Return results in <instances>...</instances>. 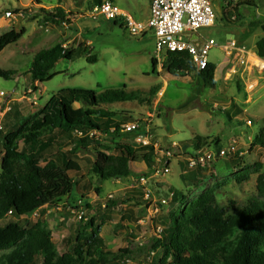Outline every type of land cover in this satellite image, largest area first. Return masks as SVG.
Segmentation results:
<instances>
[{
    "label": "rangeland",
    "instance_id": "rangeland-1",
    "mask_svg": "<svg viewBox=\"0 0 264 264\" xmlns=\"http://www.w3.org/2000/svg\"><path fill=\"white\" fill-rule=\"evenodd\" d=\"M97 1L107 0H37L40 4L34 0H0V37L11 31L24 33L19 41L0 53V69L14 72L10 80L0 78V91L10 95L12 101L7 129H20L62 89L102 93L125 87L129 92H140L143 102H115L102 108L127 112L130 120L144 121L149 134L165 147L177 144V151L182 153L186 146L184 157L205 147L229 152L217 160L215 170L210 173L190 168L183 158H172L170 172L159 178L161 190L156 193L157 189H153L155 180L147 185L152 197L168 199L167 204L142 197L138 203L127 201L128 197L132 199L128 193L137 189L143 195V186L136 179L148 174L150 165L143 148L135 141L137 134L110 136L76 131L74 139L87 138L90 142L84 145L85 149H78L81 170L76 176L71 174L78 186L56 207H46L44 214L34 212L15 221L23 228L37 223L48 228L58 254L62 255L69 250L68 241L73 237L80 234L86 238L89 222L93 220L108 249L114 253L127 251V256H122L117 264H157L163 253L152 250V246L165 228L162 220L170 210L180 211L182 206H188L211 189L216 190L217 202L224 208L226 217L253 203L264 204V196L258 194L256 187L258 176L264 175V148H250L253 137L264 128V90L253 92L260 68L254 58H248L247 67L234 68L236 53L229 57L224 50L227 42L234 39L236 45L254 55L255 43L264 37V32L258 27L251 30V25L264 24V0H256L254 7L239 6L235 11L233 8L242 0H232L229 8L225 5L229 0H209L216 21L213 27L201 29L200 34L216 43L209 53V61L217 68L213 89L205 88L194 73L182 78L170 76L163 66V55L157 60L156 74H151V59L156 55L152 33L133 37L124 26L113 25V21L88 17ZM110 1L136 21H146L151 0ZM58 5L65 12L64 21L60 24L46 21V12H54ZM58 43L68 53L80 46L85 50L71 61L60 59L49 74L53 76L50 81L32 83L29 70L34 56ZM93 58L92 62L87 60ZM73 106L80 108L81 104ZM247 121L252 125L248 126ZM196 136L202 139L199 146L193 142ZM73 146L67 144L63 151ZM123 148L133 153L130 176L98 181L93 172L95 151L116 154ZM2 155L0 141V167ZM56 156H60L57 150L47 155ZM237 160L239 164L231 163ZM244 174L248 180L238 182L236 177ZM109 200L113 203L109 204ZM8 220L0 221V226Z\"/></svg>",
    "mask_w": 264,
    "mask_h": 264
},
{
    "label": "trees",
    "instance_id": "trees-1",
    "mask_svg": "<svg viewBox=\"0 0 264 264\" xmlns=\"http://www.w3.org/2000/svg\"><path fill=\"white\" fill-rule=\"evenodd\" d=\"M255 1L242 0L233 11L239 6L254 7ZM34 2L40 4L37 0ZM231 2L229 0L225 5L229 8ZM46 17V21L60 24L66 15L58 5L54 12H46ZM113 25L123 28L117 21ZM254 27L264 32V24H253L251 30ZM23 34V31H11L1 36L0 53L7 46L19 41ZM82 48L80 46L77 51L68 53L58 43L40 50L34 56L29 70L31 82L43 84L50 81L53 76L49 74L55 64L60 59L71 61L75 56H81L85 50ZM254 53L264 60V37L255 43ZM163 59V66L170 76L182 78L194 73L205 88L215 87V63H210L204 70L196 71L186 53L167 52ZM87 60L92 62L94 58ZM151 65V74L154 75L158 66L156 58L151 59ZM13 75V71L0 69V78L3 80H10ZM143 100L140 92H129L125 87L102 93L62 89L20 129H7L6 121L10 111L3 117V128L0 131L3 145L0 167V221L7 218L9 220L0 226V253L10 252L0 256V264H117L122 256H127V251L119 250L114 253L104 245L100 238V229L94 225L93 220L89 222L86 238L76 235L68 241L71 243L69 250L59 255L48 228L40 223L23 228L15 219L34 212L44 214L46 207H56L78 186L71 174L76 176L81 170L77 160L78 149H85L84 145L90 142L87 138L74 139L73 132L119 136L122 133V124L133 121L143 123L140 119L130 120L127 112L104 110L102 105L132 101L141 103ZM75 103L81 104V107L74 108ZM201 141L199 136L193 139L196 146ZM67 144L74 146L64 152L63 148ZM257 147L264 148V128L253 137L250 148ZM54 150L60 156L48 158L47 155ZM142 150L148 166L150 165L149 173L145 176H149L154 161L153 153L151 149ZM182 153L186 154L187 151ZM132 154L128 148L120 149L116 154L95 151L93 172L98 181L129 177ZM235 162L239 164V160L231 161L232 164ZM194 169L206 173L204 167ZM236 180L246 181L248 175L237 176ZM256 187L258 194L264 196V175L258 176ZM128 194L132 195V199L128 197L127 201L142 202L140 197L143 198L144 195L139 190L133 189ZM108 202L113 203L111 200ZM162 223L165 228L152 246V250L159 249L163 253L157 264H264V204L253 203L236 210L233 216L226 217L224 208L217 202L216 190L211 189L203 192L188 206H182L180 211L170 210Z\"/></svg>",
    "mask_w": 264,
    "mask_h": 264
},
{
    "label": "built area",
    "instance_id": "built-area-1",
    "mask_svg": "<svg viewBox=\"0 0 264 264\" xmlns=\"http://www.w3.org/2000/svg\"><path fill=\"white\" fill-rule=\"evenodd\" d=\"M7 16L10 14L7 13ZM90 18L104 17L108 21L120 22L127 30L129 35L133 37L144 36L148 32L153 34L155 46V58L160 57L167 52L186 53L192 61V65L196 71L204 70L211 63L209 61V53L215 48L216 43L213 39H208L200 34V30L211 28L216 21L215 15L209 0H151L150 17L142 23L136 21L131 14L114 5L110 0L96 4L90 13ZM197 36V40L191 37ZM226 54L231 57L235 54V60L239 64H245L243 54L246 51L236 45L235 40L227 42L224 48ZM235 68V67H234ZM230 76V75H229ZM2 99V107H0V131L2 130V119L11 109V97L0 91ZM143 123L129 122L122 124V133L137 134L135 141L143 149L150 150L153 153V165L150 168V175L143 176L138 180L143 186V198L145 200L154 199L152 202H160L167 204L168 199L157 200L153 196L152 190L147 188L149 181L155 180L170 172V160L174 157L183 158L190 168L204 167L205 172L213 171L214 164L217 160L225 157L229 152L227 149L219 151L207 149L205 151L196 152L194 156H185L177 151V144H171L165 147L154 136L150 135L149 128ZM247 125L252 123L247 121ZM184 151V150H183ZM182 151V152H183ZM135 180V182H136ZM155 183L153 189H158Z\"/></svg>",
    "mask_w": 264,
    "mask_h": 264
},
{
    "label": "crops",
    "instance_id": "crops-1",
    "mask_svg": "<svg viewBox=\"0 0 264 264\" xmlns=\"http://www.w3.org/2000/svg\"><path fill=\"white\" fill-rule=\"evenodd\" d=\"M145 17H146V20L150 17V6H148V8H147V11H146V15H145ZM153 35V34H152ZM227 34H225V38H227ZM154 39V38H153ZM242 58H244V60H245V64H243V65H241V64H239V62L236 60V65L234 66V67H236V66H245V67H247L248 65H249V63H250V61H249V59L248 58H254L256 61H257V63L255 64L257 67H258V69L260 68L261 69V71H260V69H259V71H258V75H256V86H255V88H254V85H253V88H254V90H253V92L255 91V92H260L261 90H264V60H261V59H259L256 55H255V53H254V55L253 56H250L247 52H246V54H243L242 55ZM234 59H235V57H234ZM212 63V62H211ZM220 68V67H219ZM216 70H217V68H216ZM185 149H186V146H185ZM208 148H203L201 151H205V150H207ZM179 164V162H177V165ZM160 181H158V182H154L155 183V185L157 186V187H159V190L157 189L156 190V193L157 192H159L161 189H160V183H159ZM154 185V186H155ZM163 186V185H162Z\"/></svg>",
    "mask_w": 264,
    "mask_h": 264
},
{
    "label": "water",
    "instance_id": "water-1",
    "mask_svg": "<svg viewBox=\"0 0 264 264\" xmlns=\"http://www.w3.org/2000/svg\"><path fill=\"white\" fill-rule=\"evenodd\" d=\"M191 38H192L193 40H197V36H196V35H193ZM183 150H185V147H183Z\"/></svg>",
    "mask_w": 264,
    "mask_h": 264
}]
</instances>
